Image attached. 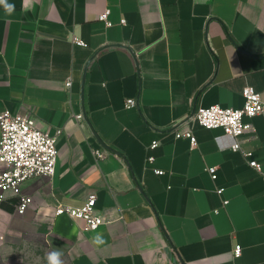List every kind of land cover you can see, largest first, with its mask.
<instances>
[{
	"label": "crops",
	"instance_id": "1",
	"mask_svg": "<svg viewBox=\"0 0 264 264\" xmlns=\"http://www.w3.org/2000/svg\"><path fill=\"white\" fill-rule=\"evenodd\" d=\"M6 2L0 113L62 133L54 176L23 183L26 212L19 196L0 202V242L39 233L68 264H264V116L245 117L249 157L220 147L222 128L194 124V147L175 135L201 105L240 108L247 85L264 95V0ZM106 10L112 25L99 18ZM96 148L108 155L98 160ZM91 193L107 219L98 229L53 216Z\"/></svg>",
	"mask_w": 264,
	"mask_h": 264
},
{
	"label": "built area",
	"instance_id": "2",
	"mask_svg": "<svg viewBox=\"0 0 264 264\" xmlns=\"http://www.w3.org/2000/svg\"><path fill=\"white\" fill-rule=\"evenodd\" d=\"M99 18L104 20L107 25H112V21L109 20V10L102 12ZM122 22H125V19ZM74 41L77 44L85 45L82 39L74 38ZM67 85L71 86L72 80H68ZM242 93L245 102L240 108L224 107L220 104L199 106L188 119L175 129L176 137L189 138L194 147L198 143L194 134V124L206 128H222L223 134L218 138L221 141L222 149L242 150L245 156H251L252 152L243 150L241 144V136L254 130L253 124L246 121L245 117L264 116V95L251 85L245 86ZM135 104V98H129L126 103L127 106ZM76 117L84 118L83 114H77ZM61 133V128L55 132L43 128L31 114L13 113L10 110L0 113V202L10 195L19 196L18 213L26 212L32 203V197L23 193V183L36 176L50 178L54 176L59 157L57 139ZM223 138L229 141L224 143L222 142ZM158 144L157 141H154L152 147H156ZM93 152L98 160H102L108 155L106 151L99 148L94 149ZM149 159L151 161L154 158L151 156ZM249 164L262 172V165L258 160L250 159ZM216 171V167L209 168L213 178H216ZM156 172L163 173L162 170H156ZM217 192L222 194L223 189L220 188ZM61 215L82 220L88 231L98 229L107 221L104 214L97 209L96 193L89 194L85 204L80 207L63 203L56 205L53 216ZM241 252V244H236L235 256H239Z\"/></svg>",
	"mask_w": 264,
	"mask_h": 264
},
{
	"label": "rangeland",
	"instance_id": "3",
	"mask_svg": "<svg viewBox=\"0 0 264 264\" xmlns=\"http://www.w3.org/2000/svg\"><path fill=\"white\" fill-rule=\"evenodd\" d=\"M53 250L42 234H12L0 242V264H47V254Z\"/></svg>",
	"mask_w": 264,
	"mask_h": 264
},
{
	"label": "clouds",
	"instance_id": "4",
	"mask_svg": "<svg viewBox=\"0 0 264 264\" xmlns=\"http://www.w3.org/2000/svg\"><path fill=\"white\" fill-rule=\"evenodd\" d=\"M0 5H3L5 10L10 14L14 10V5L8 4L6 0H0ZM75 232V229L73 230ZM92 242L96 246H102L106 243L101 233H96L92 237ZM63 253L59 249L53 250L47 254V264H63Z\"/></svg>",
	"mask_w": 264,
	"mask_h": 264
},
{
	"label": "water",
	"instance_id": "5",
	"mask_svg": "<svg viewBox=\"0 0 264 264\" xmlns=\"http://www.w3.org/2000/svg\"><path fill=\"white\" fill-rule=\"evenodd\" d=\"M194 111H195V109H194ZM194 111H193V113H194Z\"/></svg>",
	"mask_w": 264,
	"mask_h": 264
}]
</instances>
